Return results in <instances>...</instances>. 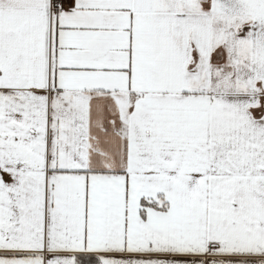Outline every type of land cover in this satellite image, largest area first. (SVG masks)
Returning <instances> with one entry per match:
<instances>
[{
	"label": "snow or ice",
	"instance_id": "obj_1",
	"mask_svg": "<svg viewBox=\"0 0 264 264\" xmlns=\"http://www.w3.org/2000/svg\"><path fill=\"white\" fill-rule=\"evenodd\" d=\"M0 264H264V0H0Z\"/></svg>",
	"mask_w": 264,
	"mask_h": 264
}]
</instances>
